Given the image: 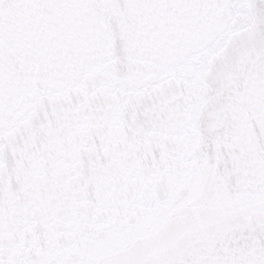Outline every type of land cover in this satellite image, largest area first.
I'll return each instance as SVG.
<instances>
[{"label":"snow or ice","instance_id":"snow-or-ice-1","mask_svg":"<svg viewBox=\"0 0 264 264\" xmlns=\"http://www.w3.org/2000/svg\"><path fill=\"white\" fill-rule=\"evenodd\" d=\"M0 264H264V0H0Z\"/></svg>","mask_w":264,"mask_h":264}]
</instances>
